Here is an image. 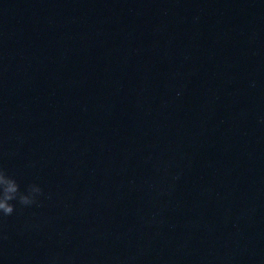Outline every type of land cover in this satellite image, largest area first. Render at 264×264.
<instances>
[{
	"label": "water",
	"instance_id": "obj_1",
	"mask_svg": "<svg viewBox=\"0 0 264 264\" xmlns=\"http://www.w3.org/2000/svg\"><path fill=\"white\" fill-rule=\"evenodd\" d=\"M0 168V264H264V0H0Z\"/></svg>",
	"mask_w": 264,
	"mask_h": 264
},
{
	"label": "clouds",
	"instance_id": "obj_2",
	"mask_svg": "<svg viewBox=\"0 0 264 264\" xmlns=\"http://www.w3.org/2000/svg\"><path fill=\"white\" fill-rule=\"evenodd\" d=\"M43 190L36 184L27 185L25 191L20 190L16 180L0 168V222L14 212L11 201H17L21 206H31L37 203V197Z\"/></svg>",
	"mask_w": 264,
	"mask_h": 264
}]
</instances>
